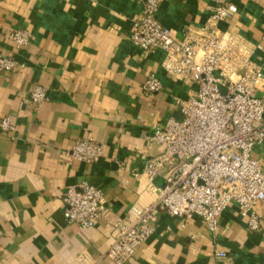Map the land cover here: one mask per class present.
Here are the masks:
<instances>
[{
  "label": "crops",
  "instance_id": "obj_1",
  "mask_svg": "<svg viewBox=\"0 0 264 264\" xmlns=\"http://www.w3.org/2000/svg\"><path fill=\"white\" fill-rule=\"evenodd\" d=\"M238 12L222 25L254 51L264 74V0H228ZM158 19L173 36L205 27L214 0H160ZM141 0H0V53L22 67L0 78V264H116L107 255L113 226L134 219L151 205L152 183L143 170L154 129L181 118L178 100L197 86L168 75L161 51L144 53L130 40ZM26 30V47L11 35ZM155 75L164 90L143 93ZM47 91L35 105L30 92ZM258 95L264 90L259 88ZM91 139L104 148L98 163L75 160L76 142ZM254 156L264 167V146ZM87 182L105 195V215L81 229L65 218L67 189ZM256 211L261 230L251 232L236 205L221 218L217 235L200 219L161 213L156 231L125 264H264V204ZM226 257L218 258V252Z\"/></svg>",
  "mask_w": 264,
  "mask_h": 264
},
{
  "label": "built area",
  "instance_id": "obj_2",
  "mask_svg": "<svg viewBox=\"0 0 264 264\" xmlns=\"http://www.w3.org/2000/svg\"><path fill=\"white\" fill-rule=\"evenodd\" d=\"M215 6L205 27L188 30L175 37L158 19L160 0H141L142 9L132 22L129 40L144 53L161 51L163 69L175 79L191 82L197 90L187 100H178L181 118L171 117L158 125L149 141L159 155L148 156L143 170L149 182L161 177L163 187L151 184L155 201L113 226L114 238L108 257L116 264L132 259L139 247L156 231L158 218L165 213L185 221L200 219L206 229L217 235L222 216L232 205L246 220L251 232L261 230L256 211L264 204V167L254 156L264 146V74L253 62V49L222 25L237 12L228 0H214ZM12 41L26 47L31 35L15 30ZM15 59L0 53V78L20 69ZM162 82L148 77L143 93L163 92ZM35 105L47 101V91L36 86L29 94ZM0 127L13 131L11 117L0 120ZM104 148L91 139L76 142L71 156L94 164L103 157ZM65 218L81 229L94 228L105 215V195L87 182L66 190ZM218 258L226 253L218 252Z\"/></svg>",
  "mask_w": 264,
  "mask_h": 264
}]
</instances>
